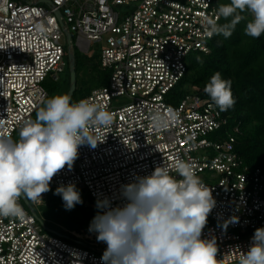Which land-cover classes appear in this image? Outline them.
<instances>
[{
  "label": "built area",
  "instance_id": "2783aa9c",
  "mask_svg": "<svg viewBox=\"0 0 264 264\" xmlns=\"http://www.w3.org/2000/svg\"><path fill=\"white\" fill-rule=\"evenodd\" d=\"M216 9L213 0H0V133L12 138L34 120L48 97L44 82L56 81L66 64L67 29L80 51L99 48L107 72L105 85L73 103H100L113 123L96 130L104 141L95 148L79 147L72 169L54 176L50 189L73 183L89 193L85 205L102 214L97 200L123 207V185L163 164L180 179L174 164L188 162L216 201L201 238L216 240L219 264H239L264 227V170L245 166L235 149L238 128L228 130L213 102L175 93L189 55L210 52L214 36L207 37L204 16ZM157 111L174 117L161 131L151 125ZM46 195L28 201L31 209L18 200L24 220L0 216V264H103L107 245L94 233L43 222L34 208Z\"/></svg>",
  "mask_w": 264,
  "mask_h": 264
},
{
  "label": "clouds",
  "instance_id": "9594fccd",
  "mask_svg": "<svg viewBox=\"0 0 264 264\" xmlns=\"http://www.w3.org/2000/svg\"><path fill=\"white\" fill-rule=\"evenodd\" d=\"M252 15L244 34L259 38L264 34V0H230L219 4L212 16L205 15L207 37H231L237 24ZM225 23L220 24V18ZM38 29L43 32L42 26ZM198 63H202L197 57ZM220 111L232 108L236 100L231 80L215 72L204 87ZM159 111L151 116V125L161 131L169 120ZM113 115L97 102L82 99L71 102L67 94L46 99L35 120L24 123L19 139L0 133V216L24 220L26 212L18 203L43 201L50 191V182L66 166L72 169L78 149L84 144L95 148L104 139L96 133L109 128ZM170 174L167 165L157 166L147 176L122 186L121 194L128 201L123 207H111L108 198L97 200L101 212L94 216L89 232L97 233L98 242L107 245L103 264H219L216 240L202 239L208 216L216 205L212 188L203 183L194 167L177 160ZM55 195L62 197L66 210L82 204L76 185H60ZM239 264H264V227L257 228Z\"/></svg>",
  "mask_w": 264,
  "mask_h": 264
},
{
  "label": "trees",
  "instance_id": "16d2710c",
  "mask_svg": "<svg viewBox=\"0 0 264 264\" xmlns=\"http://www.w3.org/2000/svg\"><path fill=\"white\" fill-rule=\"evenodd\" d=\"M213 1L217 7L219 4L230 3V0ZM243 15L246 19L237 24L231 37L225 39L222 35H214L209 43L211 48L209 53L194 52L189 55L187 72L177 85L175 93L178 98H183L187 94H198L213 102L210 96L204 92V87L211 76L218 71L223 79L231 80V90L236 103L232 108L221 111V113L228 119V130L233 133L235 128H238V132H234V136H236L235 149L245 166L259 167L264 170V34L259 38L245 35L246 23L253 17L248 12ZM225 22L227 21L221 17L219 23ZM72 42L74 43V36H72ZM72 50L76 71L78 65L82 68L85 64H89L90 71H96L95 73L99 74L101 65L98 50L91 53V61L79 57L76 46ZM65 53H67L66 45ZM197 57H200L202 63H198ZM66 58L68 57L66 56ZM104 75L107 76V73L104 72ZM94 80L96 87L106 84V80H102L99 76ZM89 88L83 87L77 98H73L72 95L71 102L87 95L92 90ZM54 193L48 191L46 200L57 208L64 202L61 196ZM82 201V204L75 206L77 210L76 227L88 230L98 211L85 205L86 201L83 199ZM57 215L59 216V214ZM92 233L95 237L97 236V233Z\"/></svg>",
  "mask_w": 264,
  "mask_h": 264
},
{
  "label": "rangeland",
  "instance_id": "374dc122",
  "mask_svg": "<svg viewBox=\"0 0 264 264\" xmlns=\"http://www.w3.org/2000/svg\"><path fill=\"white\" fill-rule=\"evenodd\" d=\"M72 38V36H71ZM67 47L68 50V45L66 40L63 41ZM72 45V49L75 46L74 43H71ZM77 53L79 57H82V59L89 61L91 58L90 55H92L91 53H85L80 51L77 47ZM93 51L95 52L96 50L99 51L98 47H92ZM100 54V53H99ZM67 53H65V66L62 72L58 73V79L56 81H54L51 77H48L46 79V81L44 82V86L48 92V97L47 99L55 96V95H64L68 93L69 90V85H70V67H69V60L68 58H66ZM91 61V60H90ZM76 71V70H75ZM96 71L91 72L90 71V65L89 64H85L82 68L78 65L77 71H76V87L73 93V98H77L80 95V90L84 87H87L89 89H94L96 87V82H95V78L96 77H100L102 80H106L107 82V76H103L104 72L101 69L100 71H98V75L97 73H95ZM107 73V72H105ZM42 107V106H41ZM38 111V110H37ZM37 111L34 113L33 118L34 120L37 118ZM19 139V132H16L15 137L13 138V140H18ZM77 188V187H76ZM56 189H50L49 192H55ZM77 190H79L80 194H81V198L84 201H90V195L87 192V190L85 189H79L77 188ZM50 201L46 200L44 201L45 205L42 206H35V211L37 212V214L39 215V217L43 220V222L50 227L53 230H59V226H63L64 228H66L69 231H78L81 232L84 229H77L76 227V215H77V210L76 207H74V209L72 210H66L63 205H58V209L55 208L53 205L49 204ZM59 214V216L57 215Z\"/></svg>",
  "mask_w": 264,
  "mask_h": 264
},
{
  "label": "water",
  "instance_id": "95a60500",
  "mask_svg": "<svg viewBox=\"0 0 264 264\" xmlns=\"http://www.w3.org/2000/svg\"><path fill=\"white\" fill-rule=\"evenodd\" d=\"M58 18L60 19V13H57ZM64 34L66 38V42L68 45V50H67V57L69 60V67H70V85H69V90L67 95H69L72 98V95L74 93L75 87H76V71H75V59H74V54L72 50V38L71 34L67 29H64ZM23 197V196H22ZM24 202L28 205V207L31 209V205L29 202L23 197ZM40 220V219H39ZM41 222V221H40ZM47 231H51L49 228L45 227Z\"/></svg>",
  "mask_w": 264,
  "mask_h": 264
}]
</instances>
